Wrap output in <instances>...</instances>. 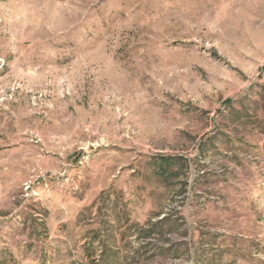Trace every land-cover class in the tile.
<instances>
[{"label":"rangeland","instance_id":"1","mask_svg":"<svg viewBox=\"0 0 264 264\" xmlns=\"http://www.w3.org/2000/svg\"><path fill=\"white\" fill-rule=\"evenodd\" d=\"M0 264H264V0H0Z\"/></svg>","mask_w":264,"mask_h":264}]
</instances>
